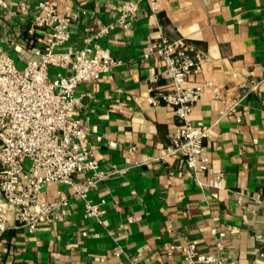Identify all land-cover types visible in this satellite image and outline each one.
I'll return each mask as SVG.
<instances>
[{
    "label": "crops",
    "instance_id": "1",
    "mask_svg": "<svg viewBox=\"0 0 264 264\" xmlns=\"http://www.w3.org/2000/svg\"><path fill=\"white\" fill-rule=\"evenodd\" d=\"M5 1L0 46L23 67L35 59L28 31L41 0ZM57 1L62 13L75 16L64 50L84 47L87 28L114 25L99 43L119 64L77 90L86 96L76 118L90 131L94 157L107 174L89 195L104 211L103 224L86 214L83 200L71 198L67 214L35 234L11 223L0 242V264H124L127 258L184 264L183 251L171 247L195 244L211 252L215 226L242 264H263L264 205L255 198L264 197V0H142L125 26L116 20L130 0ZM161 35L186 38L205 55L201 74L190 81L204 90L192 120L210 129L208 168L198 178L179 160L161 159L180 125L172 109L147 100L154 96L149 77L160 65H146L142 57ZM58 74L69 71L52 70ZM217 91L223 100L215 99ZM220 175L217 189L212 185ZM58 190L71 195L65 186L50 185L43 198L55 199Z\"/></svg>",
    "mask_w": 264,
    "mask_h": 264
},
{
    "label": "built area",
    "instance_id": "2",
    "mask_svg": "<svg viewBox=\"0 0 264 264\" xmlns=\"http://www.w3.org/2000/svg\"><path fill=\"white\" fill-rule=\"evenodd\" d=\"M141 1L130 0L122 5L116 26H125L135 17ZM0 7L7 10L8 2L0 0ZM152 10L156 11L153 1ZM38 11L28 31L34 60L20 67L0 46V242L11 223L35 234L43 225L58 220L67 214L71 198L83 200L86 214L103 224L104 211L89 200V195L107 174L94 157L90 131L76 118L86 96L77 95V90L81 84L101 81L119 64L99 43L114 25L89 27L84 47L64 50L71 39L75 16L62 13L57 0H41ZM142 59L146 65L153 60L160 65L148 80L154 92L147 99L149 104H164L180 121L161 159L179 160L198 178L208 168L204 142L210 129L192 120L204 90L202 84L190 81L201 74L205 55L186 38L161 35L146 47ZM53 69L69 74L53 76ZM260 84L254 83L251 90L257 91ZM215 99L223 100V93L217 91ZM82 175L87 176L85 182L78 179ZM221 178L213 183L214 188H222ZM50 185L65 186L71 195L58 190L55 199H44ZM237 196L241 198V194ZM255 202L264 205V197L258 195ZM210 234L211 252L200 251L195 244L173 245L171 249L183 251L184 264H242L226 250L225 231L215 226ZM121 253L120 249L117 255ZM124 264L141 263L127 258Z\"/></svg>",
    "mask_w": 264,
    "mask_h": 264
}]
</instances>
